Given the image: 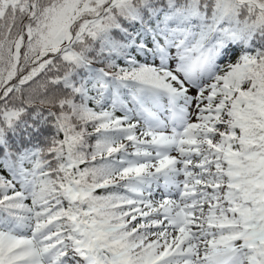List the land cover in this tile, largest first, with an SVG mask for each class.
<instances>
[{
	"label": "snow or ice",
	"instance_id": "6c2138e0",
	"mask_svg": "<svg viewBox=\"0 0 264 264\" xmlns=\"http://www.w3.org/2000/svg\"><path fill=\"white\" fill-rule=\"evenodd\" d=\"M0 264H264V0H0Z\"/></svg>",
	"mask_w": 264,
	"mask_h": 264
}]
</instances>
